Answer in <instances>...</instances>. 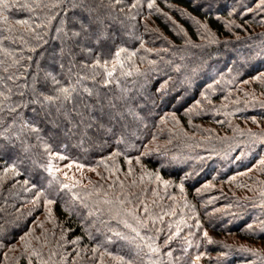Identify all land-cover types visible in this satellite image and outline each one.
Masks as SVG:
<instances>
[{
    "label": "trees",
    "instance_id": "trees-1",
    "mask_svg": "<svg viewBox=\"0 0 264 264\" xmlns=\"http://www.w3.org/2000/svg\"><path fill=\"white\" fill-rule=\"evenodd\" d=\"M225 1L227 5L237 3ZM7 2L10 7L0 13V77L4 78L0 79V92L8 97L4 101L0 96L4 107L0 111V141L8 136L17 148L22 141L29 151L16 153L21 159L26 155L24 164L9 154L0 161V215L20 225L9 237L11 243L0 246V264H223V260H209L211 254H225L236 259V264L243 263L246 251L212 247L204 232H241L247 224L241 225L240 217L231 218L230 225L209 217L227 206L238 212L247 203L233 200L222 191H209L206 185L226 183L241 175L264 157V149L251 136L253 132H240L236 125L224 130L232 137L213 130L204 133L209 130L193 126L207 124L212 119L211 109L224 99L243 97V81L264 73V32L250 31L252 39L243 35L241 39L251 43L233 38L221 22L230 12L218 11L215 4L209 10L205 1V8L199 9L191 0H112L111 7L101 9L108 26L105 45L90 50L83 44L75 47L69 67L61 51L62 37L71 26L68 17L74 11L67 0ZM220 2L223 0H217ZM149 3L153 4L151 9ZM161 11L169 14L170 20ZM237 14L235 19L247 30L263 24L254 20L255 14ZM189 16L229 41L199 49L197 45H205L200 44L202 32ZM18 20L27 24H17ZM175 24L182 37L173 31ZM60 28L63 32L57 31ZM187 44L191 48L183 47ZM252 47L258 49L254 56ZM120 49L124 51L116 56ZM256 56L253 65L244 63ZM98 62L102 65L98 71H103L105 62L107 70L115 68L118 90L127 88L130 94L149 98L161 87L168 99L147 117L133 121L126 137H116L122 141L119 144L109 140L102 147L100 143L78 145L76 138L67 139L46 128L39 133L43 139H38L24 124L32 115L31 109L39 107L36 93L54 94L57 86L52 76L67 87L70 78L74 82L77 74L90 75V66ZM129 72L131 75H126ZM9 76L12 79H7ZM85 83L92 86L90 79ZM177 93L184 97L180 103L172 99ZM12 107L15 112L11 116L18 114L15 120L7 110ZM230 110L234 119L253 115L264 119V113H251L245 107L233 105ZM215 124L225 127L220 122ZM47 148L52 149L51 155ZM58 154L66 158L58 160ZM252 156L257 160L247 162ZM69 163L73 164L70 169ZM77 163L83 168L78 169ZM14 164L19 166L13 171ZM49 165L51 173L44 171ZM5 166L10 170L4 171ZM25 178H33L41 186L43 195L36 204L32 203L35 190H28L23 184ZM61 182L78 183L68 191ZM220 194L222 200H217ZM47 199L56 202L48 205ZM145 205L148 213L143 212ZM260 212L248 206L238 216H250V221L262 218L264 213ZM141 223L147 226L141 227ZM198 255L201 258L196 261Z\"/></svg>",
    "mask_w": 264,
    "mask_h": 264
},
{
    "label": "snow or ice",
    "instance_id": "snow-or-ice-1",
    "mask_svg": "<svg viewBox=\"0 0 264 264\" xmlns=\"http://www.w3.org/2000/svg\"><path fill=\"white\" fill-rule=\"evenodd\" d=\"M121 0H115V3H120ZM195 3L196 7L199 9L205 8V2L207 3V8L211 10L213 5L217 6V10L223 9L229 11L227 5L223 2L217 3V0H205V2H198V0H191ZM236 0H233L235 3ZM67 3L71 5L74 11L68 17L70 28L68 32L64 33L62 40L64 42L61 49L64 57L69 61V67L73 63L74 48L83 44L85 48L92 49L93 47H103L106 43L105 30L107 25L105 24V15L102 13L101 9L105 7H111L112 0H67ZM253 3L257 5L258 9H264V0H253ZM10 7L7 0H0V13L7 10ZM153 4L149 3L148 8H152ZM245 9H241L243 13ZM247 11H251L249 7ZM207 15V12L205 13ZM5 21L8 20L7 16H4ZM17 24H27V21L18 20ZM57 31L63 32V28ZM120 49L116 52V56L123 52ZM246 60L244 63H247ZM243 63L240 67L243 68ZM102 67L101 63L90 66V75L85 76L76 75L75 81L72 82L71 78L67 87L63 86L61 82L52 76L53 83L57 86L54 90V94H42L37 92L36 96L39 98V107L32 108V115L30 119L24 121L25 126L29 131L36 133L38 139H43L39 136V133L45 128L56 133L57 135H62L67 139L76 138L78 145L84 144H96L100 143L101 147L103 144L109 140H115L117 144L122 142L117 140L116 137H126L128 135L127 129L132 126L133 121L140 120L143 117H147L149 112L153 108H157L160 104H163L165 100L168 99L167 93L161 88L157 87L154 94H150L149 98H145L141 93H131L127 88L117 89L118 80L114 75L115 68L112 70H107L106 62L104 63L103 71H98ZM122 67V66H121ZM6 71V69H5ZM56 71V67H53V72ZM126 75H131L127 73ZM264 76V73L257 74L253 79H260ZM99 77V79H98ZM0 79H4L0 77ZM7 79H12L11 76ZM92 81V86L89 87L85 81ZM248 82V81H243ZM0 96H3V92H0ZM42 97V98H41ZM7 96H3V100L6 101ZM173 101L180 103L183 101L184 97L182 93H177L176 96L172 97ZM37 101H31L29 103H36ZM151 105L148 107L147 105ZM27 107L28 105H23ZM4 107L2 102H0V111H3ZM9 115L15 112V107L8 108ZM143 114L142 116L139 114ZM129 117L132 119L130 120ZM13 120L18 118L16 116H11ZM255 122V120L253 121ZM19 139V137H18ZM7 141V143L3 142ZM3 141H0V161L4 159L5 154H9L11 159L20 161V164L26 162L25 159H21L20 156L16 155L17 151L27 154L29 148L24 145L21 141L19 148L12 142L8 136L3 137ZM260 148L264 149V141H261ZM46 151L49 155L52 154V149L47 148ZM112 155V153H110ZM58 160H64L66 157L64 155H56ZM236 159V158H234ZM34 163V162H33ZM260 164H264V157L259 161ZM19 165L14 164L11 170H15ZM73 164L69 163L67 167L72 168ZM76 167L83 168V165L77 163ZM6 166L4 171H9ZM56 168V171H59ZM27 171V168H25ZM44 171L51 173L52 166H47ZM40 173H37L39 175ZM68 177L65 174V180ZM159 179V177H157ZM76 183L72 184L61 182L62 188L71 191L75 188ZM23 184L28 186V190H35L36 196L32 201L36 204V201L40 199L43 195L41 191V186L38 185L35 179L25 178ZM181 190H183V184L181 183ZM59 194V193H57ZM139 199V198H137ZM56 201L54 199H47L46 204L52 205ZM131 203V201H128ZM144 213H148L149 209L145 205L143 208ZM139 223V217H134ZM264 225V221H262ZM147 225L141 223V227H146ZM20 227L18 221H6L2 215H0V246L7 247L11 242L9 240L10 236H13L15 232ZM126 227H131L126 223ZM247 230L252 229V225H246ZM132 232L136 234L141 240L144 239L140 235V232L136 228H131ZM244 229H242L243 231ZM117 237H120V233H116ZM204 236L207 237L208 233L204 232ZM255 236V233H253ZM122 239H127V237H120ZM260 238L264 239V226L260 230ZM79 239V238H77ZM131 242V241H130ZM210 243L212 241H209ZM96 249H93L95 252ZM156 251V249H153ZM238 251H247V249L241 248ZM167 255L171 256L172 252L169 251ZM200 256H196L195 260L199 261ZM123 260V257H121Z\"/></svg>",
    "mask_w": 264,
    "mask_h": 264
},
{
    "label": "rangeland",
    "instance_id": "rangeland-1",
    "mask_svg": "<svg viewBox=\"0 0 264 264\" xmlns=\"http://www.w3.org/2000/svg\"><path fill=\"white\" fill-rule=\"evenodd\" d=\"M203 2L205 0H198V2ZM237 3L235 6L233 5H227L226 1L223 0V3L227 5V8L229 9L230 16L227 19H221V22L224 24L225 29L228 28L229 32H231L233 38L240 39L244 42L251 43L252 41L241 39L243 35H246L245 38L252 39L250 36V31L252 32H259L258 34H262L264 32V9H258L257 5L253 3V0H236ZM251 8V11H247L248 8ZM239 8V9H238ZM245 9L243 13H241V9ZM238 10H240L238 12ZM242 14H255L254 20H258V22L263 23L260 27L251 28L250 30H247L246 27L240 26L237 19H235L234 15ZM161 14L166 17V20H170L169 14L165 13V11H161ZM233 14V15H231ZM237 14V15H238ZM190 20L192 21V24L194 27L199 28L198 32H202V36L200 37V44L205 45H197L198 48L203 46V49L206 48L208 45L206 44H213V43H220V42H227L229 41L227 38L223 37H217L213 33H211L210 29L206 25V23L201 22L198 19H195L193 17H190ZM172 29L175 32V34L179 35V37H182V31H179L177 26L178 24H175ZM251 26H253L251 24ZM233 28H236V30H242L244 34L242 33L239 35ZM201 34V33H200ZM106 36V34H105ZM231 39V38H229ZM223 40V41H221ZM227 40V41H226ZM254 44H252L253 46ZM185 47L191 48L190 44L184 45ZM254 50L253 56L256 54L258 49H255V47H252ZM202 49V48H199ZM202 49V50H203ZM239 61H243L244 58H238ZM247 60L248 64L253 65L257 60L258 57H253ZM260 74V73H258ZM256 76V75H255ZM254 77V76H253ZM250 78L242 84V88L240 92L244 93L243 97L237 98L236 100L231 99H224L220 104L217 105V107H212L211 111L209 112V115L212 117L207 124L202 123L199 125L193 126L196 130L203 128L202 130H209V132L204 133H211L210 130H213L215 133H221L222 136L225 137H232V135L227 134L224 130L225 129H233V125L237 126V130L240 132H243L244 130H247L251 133L253 138L258 140V142L261 143V141H264V119H261L259 117H256L253 115V117L246 118V119H234L232 115H234L233 111H228L231 106L235 107H245L246 109H250L251 113L252 110L258 111V114L264 113V76H262L260 79H253ZM247 110L246 113H248ZM244 112V111H243ZM224 115V116H223ZM242 117L244 115H241ZM246 116V115H245ZM255 120V122H253ZM220 122L225 125V127H217L215 123ZM202 133L201 135H205ZM235 133L232 131V134ZM247 138V136H244ZM216 138V137H214ZM210 139H213V136L210 137ZM218 139V138H216ZM257 159H255L254 156H252L250 159H247V162L251 161L254 162ZM246 162V164H247ZM236 177H233L229 182L226 183H210L206 185V188H210L209 191H222L224 193H227L230 195V197L233 200H245L243 203L245 204L244 208H240L239 211L232 210L227 207H224L222 209L216 210V213H214L209 218L212 217L218 218L219 221H222L224 223L231 224L232 219L235 217H240L242 222L241 225L244 224H251L252 229L247 230L246 228L241 232H231L228 234H216L213 232H208L207 237V244H210L212 247H227L228 251H234L239 250L241 248L247 249L246 254L243 255L245 258L244 262L241 264H264V239L260 238V230L262 228V221H264V214L261 216L262 218H253L250 221H248V218L250 216H238V214H242L243 210H247L248 206L250 210H254L255 212L258 210H262L264 213V164H260L259 161L256 164H251L250 168L246 169L241 175H235ZM210 193V192H209ZM221 197L223 195H218L216 197L217 200H222ZM214 199V200H216ZM262 208V209H261ZM237 214V216H230L233 214ZM261 213V212H260ZM261 213V214H262ZM244 217V218H243ZM246 218V219H245ZM213 220V219H212ZM217 220V221H218ZM240 225V224H239ZM246 227V225L244 226ZM241 233V234H240ZM253 233H255V236H253ZM209 241H212L211 243ZM209 260H220L223 264H236L233 257L225 255V254H214L209 256ZM211 262V261H210ZM212 263V262H211ZM209 263V264H211ZM214 263V262H213ZM212 263V264H213ZM202 264V263H200ZM204 264H208V262H205Z\"/></svg>",
    "mask_w": 264,
    "mask_h": 264
}]
</instances>
